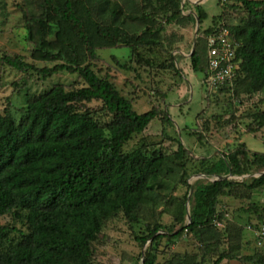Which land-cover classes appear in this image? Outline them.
<instances>
[{
	"label": "trees",
	"instance_id": "trees-1",
	"mask_svg": "<svg viewBox=\"0 0 264 264\" xmlns=\"http://www.w3.org/2000/svg\"><path fill=\"white\" fill-rule=\"evenodd\" d=\"M218 3L224 10L212 16L207 27L199 28L190 46V65L205 75L207 39L226 27L235 45L237 67L230 82L207 87L206 93L229 92L239 99L242 94L262 95L263 107L250 114L249 130L257 131L264 127V0ZM36 6L37 14L23 10L26 38L34 42L33 58L54 64L37 69L18 55L1 53L0 63L19 71L37 70L43 77L76 74L81 84L56 83L38 94L26 92L18 117L9 107L0 111V217L8 215L11 220L0 225V264H94L93 244L106 221L117 215L138 227L134 239L141 247L146 245L142 264H204L203 255L213 245L207 240L241 233L236 222L219 210L224 195L248 198L247 207L241 209L248 215L247 227L255 231L264 227V206L250 199L251 192L264 189V173L249 179L189 184L187 188L193 189L189 222L186 191L180 201L178 229L173 224L146 223L139 212L169 202L166 190L172 183L170 178L167 182L171 173L179 172L177 182L187 184L192 157L177 137L172 153L144 145L124 151V144L154 118L170 122L168 113L156 107L136 112L107 76L92 69L96 51L115 46L128 48L129 59L149 63L150 53L162 46L167 25L196 20L201 25L208 18L200 4L187 15L182 0H39ZM236 7L243 10L245 19L227 23L225 11ZM159 18L165 27L157 25ZM51 23L56 28L49 38ZM168 59L175 67L171 55ZM263 168L264 152L238 142L221 156L198 159L193 171L209 178L228 173L237 177ZM252 216L261 224L251 223ZM183 232L199 241L201 259L183 253L160 263L157 242L174 241ZM231 254L220 251L212 264L233 258ZM243 259L264 263L262 254Z\"/></svg>",
	"mask_w": 264,
	"mask_h": 264
},
{
	"label": "rangeland",
	"instance_id": "rangeland-1",
	"mask_svg": "<svg viewBox=\"0 0 264 264\" xmlns=\"http://www.w3.org/2000/svg\"><path fill=\"white\" fill-rule=\"evenodd\" d=\"M37 1L39 0H0V53L18 55L24 62L40 69L51 67L54 62L32 57L34 42L26 38V22L23 18V10L27 14L39 12ZM182 3L184 15L193 13L194 6L199 3L208 18L201 25L196 21L167 25L162 32V46L158 51L150 53L149 63H138L129 59V49L122 46L98 49L96 57L91 60L96 74L107 76L120 93L130 99L136 112L142 113L156 107L168 113L170 122L161 116L154 118L142 132L134 134L124 144V151L144 145L149 149L172 153L177 149V137L192 157L187 167V184L177 182L179 172L171 173L167 182L170 178L172 183H169L166 190L169 202L155 209L144 207L139 212L140 217L149 225L154 222L173 224L176 229L180 227V201L185 192L189 191L187 185H198L214 178L194 173L198 159L221 156L236 147L238 142H244L249 150L264 152V127L257 131L249 130L252 127L250 114L263 107L259 102L262 95L242 94L239 99L230 96L229 92L208 94L203 83L204 74L193 71L190 65V50L198 34L195 29L198 32L199 28L207 27L211 17L220 14L224 9L218 0H182ZM245 16L243 10L236 7L229 12L225 11L224 18L227 23L233 24L243 21ZM157 25L165 27L162 18H159ZM55 28V23H51L49 38L53 37ZM169 50H172L170 55L175 67L168 63ZM124 64L128 68L120 66ZM56 83L72 86L81 84V80L76 74L67 72L43 77L37 70L19 71L0 63V111L9 107L11 113L18 117V110L24 103L26 92L38 94ZM263 170L264 168L236 178L249 179L251 176H258ZM250 196L260 207L264 206V189L251 192ZM186 203L187 198L185 207ZM247 204L248 198L233 194L220 198L219 210L225 211L236 222L241 233L236 237L231 235L207 240L213 245L203 255L204 264H212L222 250L232 253L233 258H225L221 264H254L251 261L246 262L243 257L256 254H262L264 262V240L261 245L256 244L255 230L247 227L248 215L241 211ZM254 217L250 218L251 223L261 224ZM262 218L264 221V211ZM10 222L8 215L0 217V225ZM16 226L20 227L19 224ZM138 232V227L131 226L121 215L107 220L93 244L94 264H142L146 245L141 247L134 239ZM198 245L196 238L183 232L174 241L160 239L156 244L155 254L160 263H166L175 254L183 253L191 254L198 260L201 259Z\"/></svg>",
	"mask_w": 264,
	"mask_h": 264
},
{
	"label": "built area",
	"instance_id": "built-area-1",
	"mask_svg": "<svg viewBox=\"0 0 264 264\" xmlns=\"http://www.w3.org/2000/svg\"><path fill=\"white\" fill-rule=\"evenodd\" d=\"M237 67L235 60V45L229 30L223 27L218 34L207 39V70L204 75L206 87H217L230 82ZM220 226L219 222H216ZM257 244L264 240V227L255 231Z\"/></svg>",
	"mask_w": 264,
	"mask_h": 264
},
{
	"label": "water",
	"instance_id": "water-1",
	"mask_svg": "<svg viewBox=\"0 0 264 264\" xmlns=\"http://www.w3.org/2000/svg\"><path fill=\"white\" fill-rule=\"evenodd\" d=\"M196 23L198 24V20H196ZM195 33H197V28L195 29ZM193 45H194V42H193ZM262 173H264V170L262 172L259 173V175H261ZM238 177V176H237ZM241 176H239L240 178ZM237 178V179H239ZM217 179H236V176H233L231 173H228L227 175H224V176H216L214 177L212 180L210 181H214V180H217ZM192 188H190L189 190V193L187 195V203H186V218H187V221L189 222V219H190V215H189V211H188V200L191 196V193H192Z\"/></svg>",
	"mask_w": 264,
	"mask_h": 264
},
{
	"label": "crops",
	"instance_id": "crops-1",
	"mask_svg": "<svg viewBox=\"0 0 264 264\" xmlns=\"http://www.w3.org/2000/svg\"><path fill=\"white\" fill-rule=\"evenodd\" d=\"M199 4V3H198Z\"/></svg>",
	"mask_w": 264,
	"mask_h": 264
}]
</instances>
